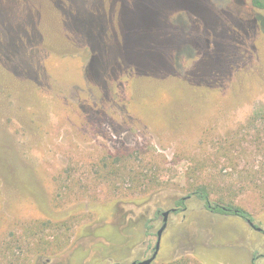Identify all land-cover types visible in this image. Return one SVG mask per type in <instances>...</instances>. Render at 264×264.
Masks as SVG:
<instances>
[{"label": "rangeland", "instance_id": "rangeland-1", "mask_svg": "<svg viewBox=\"0 0 264 264\" xmlns=\"http://www.w3.org/2000/svg\"><path fill=\"white\" fill-rule=\"evenodd\" d=\"M260 16L251 0H0V264H131L173 208L151 264H264ZM201 184L263 230L177 204Z\"/></svg>", "mask_w": 264, "mask_h": 264}, {"label": "trees", "instance_id": "trees-1", "mask_svg": "<svg viewBox=\"0 0 264 264\" xmlns=\"http://www.w3.org/2000/svg\"><path fill=\"white\" fill-rule=\"evenodd\" d=\"M251 4L254 7V9L264 11V0H251ZM258 13H260V12H258ZM260 18L263 19L262 20V26L264 28V16H260ZM190 194L187 195L186 197L184 196V197H181L180 199H178L177 204L178 205L183 204L184 201L188 197L193 195V196L199 198L200 200H202L204 202V206L213 213L224 214V215H236V216L243 218L248 223L249 222L254 223L255 219H254L253 215L249 211L244 209L243 207L232 204V203L222 204L218 201H213L211 199V195H210V191L208 189V186L206 184H201V185L197 186L195 189H193L191 191ZM256 259H257V255H254L252 257V263L253 264H260V263L256 262Z\"/></svg>", "mask_w": 264, "mask_h": 264}, {"label": "water", "instance_id": "water-1", "mask_svg": "<svg viewBox=\"0 0 264 264\" xmlns=\"http://www.w3.org/2000/svg\"><path fill=\"white\" fill-rule=\"evenodd\" d=\"M176 209L173 208V209H168V210H164L162 211V217H163V225L162 227L157 231V242H156V245L154 247V251L152 253L151 256L145 258V259H142V260H134L132 261L131 264H151L152 261L156 258V256L158 255L159 253V249H160V243H161V237H162V233L163 231L165 230V227H166V224H167V220H168V217H169V214L172 212V211H175ZM251 226H253L255 229H257L258 231H261L263 230L262 227L260 226H256L253 222H249Z\"/></svg>", "mask_w": 264, "mask_h": 264}, {"label": "flooded vegetation", "instance_id": "flooded-vegetation-1", "mask_svg": "<svg viewBox=\"0 0 264 264\" xmlns=\"http://www.w3.org/2000/svg\"><path fill=\"white\" fill-rule=\"evenodd\" d=\"M159 212H161V211H159ZM161 215H162V212H161ZM250 224V223H249Z\"/></svg>", "mask_w": 264, "mask_h": 264}]
</instances>
